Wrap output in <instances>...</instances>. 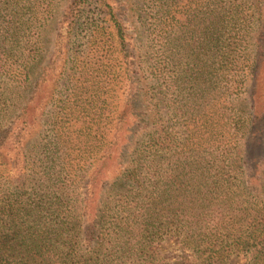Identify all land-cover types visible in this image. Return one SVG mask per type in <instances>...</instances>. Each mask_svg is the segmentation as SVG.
Returning a JSON list of instances; mask_svg holds the SVG:
<instances>
[{
	"label": "trees",
	"instance_id": "16d2710c",
	"mask_svg": "<svg viewBox=\"0 0 264 264\" xmlns=\"http://www.w3.org/2000/svg\"><path fill=\"white\" fill-rule=\"evenodd\" d=\"M55 7L0 0V264H264V0H64L39 66Z\"/></svg>",
	"mask_w": 264,
	"mask_h": 264
},
{
	"label": "rangeland",
	"instance_id": "374dc122",
	"mask_svg": "<svg viewBox=\"0 0 264 264\" xmlns=\"http://www.w3.org/2000/svg\"><path fill=\"white\" fill-rule=\"evenodd\" d=\"M62 2L64 3V0H56V7L53 11L54 20L49 19L41 30L43 52H41V55L37 62L39 66L45 63L48 53L52 49L54 39H55V31L57 27L59 26L58 15H59L60 4ZM114 91L116 92V98L114 100V104L117 105L120 102V89H118L117 87L116 89H114ZM160 251L172 257L171 259L176 258L180 254L178 247L174 245L172 241L163 243L160 246ZM241 262H242V259H239L238 263H241Z\"/></svg>",
	"mask_w": 264,
	"mask_h": 264
}]
</instances>
